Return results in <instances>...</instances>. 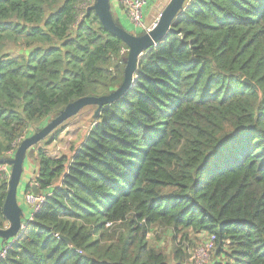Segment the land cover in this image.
<instances>
[{
  "label": "trees",
  "instance_id": "trees-1",
  "mask_svg": "<svg viewBox=\"0 0 264 264\" xmlns=\"http://www.w3.org/2000/svg\"><path fill=\"white\" fill-rule=\"evenodd\" d=\"M95 2L0 0V229L29 129L123 80L129 48ZM135 78L70 156L46 149L68 119L35 145L44 199L0 264H170L156 227L213 236L214 264H264V0H186Z\"/></svg>",
  "mask_w": 264,
  "mask_h": 264
},
{
  "label": "water",
  "instance_id": "water-1",
  "mask_svg": "<svg viewBox=\"0 0 264 264\" xmlns=\"http://www.w3.org/2000/svg\"><path fill=\"white\" fill-rule=\"evenodd\" d=\"M95 4L90 8H94L95 13L101 25L111 34L123 41L128 49L126 64L121 84L111 93L104 96H86L81 97L64 107L60 113L51 119L47 124L41 127L32 135L25 137L17 146L12 158L3 161V165L10 166V174L8 175V191L5 198L3 213L9 227L0 229V237L9 242L13 238H17L25 221L20 219L16 207V187L20 176L21 167L27 151L35 146L40 140L46 137L57 126L69 117L76 114L82 107L87 105H95L99 109L117 98L121 97L125 91L130 88L135 81V70L138 59L149 48L153 47L157 42L166 37L167 32L171 29V24L176 14L183 8L186 0H167L161 9L155 24L146 32L140 35L131 34L125 28L116 25L109 14V0H95ZM245 83L256 89L254 83L244 78ZM32 193L39 195L40 190L36 183L30 185ZM16 207V208H15ZM11 242H9L10 244Z\"/></svg>",
  "mask_w": 264,
  "mask_h": 264
},
{
  "label": "rangeland",
  "instance_id": "rangeland-1",
  "mask_svg": "<svg viewBox=\"0 0 264 264\" xmlns=\"http://www.w3.org/2000/svg\"><path fill=\"white\" fill-rule=\"evenodd\" d=\"M167 0H165L166 2ZM112 3V0L109 1ZM128 14V13H127ZM114 15V13H113ZM125 25H128L125 21H123ZM131 22V21H130ZM132 24V22H131ZM149 26V27H148ZM129 30H131L134 34L136 33L135 29H131V26H127ZM152 26L144 25V31H148ZM141 29V28H137ZM127 30V29H126ZM99 112V108L94 105H87L82 107L76 114L69 117L60 127V132L58 138L51 142L48 146H46L47 152L54 156L59 155H68L70 156L72 151L80 144V142L84 139L88 129L92 126L93 120L95 116H97ZM49 120L44 121L46 124ZM39 124H43L41 121ZM39 124H35L31 127L29 133L34 132L36 128H41ZM28 136L32 134H27ZM48 136L44 138L47 139ZM44 142H42L43 144ZM28 163L25 162V170L27 169ZM10 169V166H8ZM9 171L7 172V174ZM22 186L19 187L21 191ZM117 226H114L116 228ZM149 242L152 245L160 248L163 253L168 258V262L173 264L175 262L174 251L176 248H180L185 252L184 262L183 264H214L215 261H219L220 258L216 257L215 251L216 247L213 245V248L209 252V258L207 261H201L195 255V251L199 248L206 239V236L200 235L198 233L189 231L187 239L182 240L181 234H175L172 229H162L156 227L153 233L148 234ZM195 255V257H194Z\"/></svg>",
  "mask_w": 264,
  "mask_h": 264
},
{
  "label": "crops",
  "instance_id": "crops-1",
  "mask_svg": "<svg viewBox=\"0 0 264 264\" xmlns=\"http://www.w3.org/2000/svg\"><path fill=\"white\" fill-rule=\"evenodd\" d=\"M166 2H165V0H152V1L150 0L144 4V6L142 8V12H143V22H144L145 26L148 24L152 26L154 24V22L156 21L161 9L164 6V3H166ZM111 6L113 7V13H114V16L117 19V21H119L124 27L129 26V28H130V26H131V29H135V30L137 29L134 27L133 24H131L129 16L127 14V11L125 8L123 9L124 6L120 3V0H112ZM123 21H125L128 25H125V23ZM141 29L143 30L144 28H141ZM137 30H140V29H137ZM43 123L45 124V122H43ZM30 129H29V131H30ZM33 133L34 132L32 131V134ZM35 159H36V146H33L27 151L25 158L23 160V164L21 167L20 176L18 179L16 192H15L17 212L20 216V219L25 221V222L30 217V211H29L30 206L28 204H26L23 196L26 193V189H27L26 187L28 186V184L31 185L32 183H34L33 179L36 175V170H37V164H36ZM25 162L28 163L26 170H25ZM8 166L9 165H5L3 167V169L6 172L9 171L8 174H10V169L8 168ZM20 186H22V188H23L21 191L19 190ZM9 224L10 223L7 221L6 227H9ZM4 241L5 240H3L0 237V249L5 245Z\"/></svg>",
  "mask_w": 264,
  "mask_h": 264
},
{
  "label": "built area",
  "instance_id": "built-area-1",
  "mask_svg": "<svg viewBox=\"0 0 264 264\" xmlns=\"http://www.w3.org/2000/svg\"><path fill=\"white\" fill-rule=\"evenodd\" d=\"M147 1L149 0H120V3L126 9L129 19L135 28H144L142 8L144 4L147 3ZM23 198L26 204L30 206L29 210L31 212H34L42 203L44 196L41 194L36 196L32 192H27L24 194ZM15 239L16 238H13L12 240H9V242L12 243ZM9 242H6L5 245L0 249V259L5 256L7 247L11 244H9ZM213 245L214 237H207L203 244L199 248H197V250L195 251V255L200 258L201 261H207L209 258V252L213 248Z\"/></svg>",
  "mask_w": 264,
  "mask_h": 264
},
{
  "label": "clouds",
  "instance_id": "clouds-1",
  "mask_svg": "<svg viewBox=\"0 0 264 264\" xmlns=\"http://www.w3.org/2000/svg\"><path fill=\"white\" fill-rule=\"evenodd\" d=\"M156 20H157V19H156ZM155 22H156V21H155ZM155 22H154V23H155ZM13 154H14V153H13ZM12 156H13V155H12ZM11 158H12V157H11ZM8 175H9V174H8ZM31 192H32V191H31ZM29 211H30V210H29ZM30 215H31V214H30ZM23 226H24V224L22 225V228H23ZM22 228H21V229H22ZM5 243H6V242H5Z\"/></svg>",
  "mask_w": 264,
  "mask_h": 264
}]
</instances>
